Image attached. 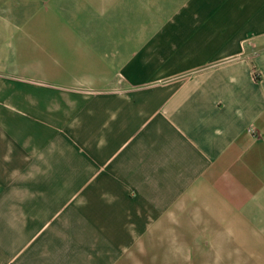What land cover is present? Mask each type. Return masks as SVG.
<instances>
[{
    "label": "crops",
    "instance_id": "1",
    "mask_svg": "<svg viewBox=\"0 0 264 264\" xmlns=\"http://www.w3.org/2000/svg\"><path fill=\"white\" fill-rule=\"evenodd\" d=\"M99 1L0 0V264H264V0Z\"/></svg>",
    "mask_w": 264,
    "mask_h": 264
},
{
    "label": "rangeland",
    "instance_id": "2",
    "mask_svg": "<svg viewBox=\"0 0 264 264\" xmlns=\"http://www.w3.org/2000/svg\"><path fill=\"white\" fill-rule=\"evenodd\" d=\"M39 1L40 5L38 7L41 18L36 21L37 15H35L33 22H38L37 32L32 35V38L37 42H40L42 37L45 39L43 42L47 41L45 44L49 45L52 40L68 39V34L71 33L72 36H76L81 34L80 31L87 32L86 39H98L102 34L109 33L113 35L119 32L111 19H107V16L98 13L99 0H67V2L70 1V8L73 7L72 9H74L71 14L65 9L64 4L59 6L55 0ZM24 2H33V0H24ZM25 6L28 7V5ZM121 24L127 25L126 20H122ZM22 31L16 52L18 53L20 50L24 52L25 56H29L30 46L27 42H31V37L25 32L23 35ZM125 33L121 31V34Z\"/></svg>",
    "mask_w": 264,
    "mask_h": 264
}]
</instances>
